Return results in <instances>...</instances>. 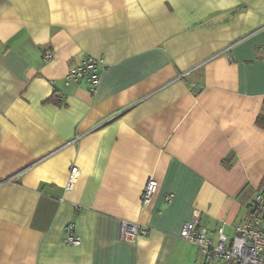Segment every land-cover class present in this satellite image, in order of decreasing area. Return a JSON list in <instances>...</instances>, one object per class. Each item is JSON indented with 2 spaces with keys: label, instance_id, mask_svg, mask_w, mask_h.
I'll use <instances>...</instances> for the list:
<instances>
[{
  "label": "crops",
  "instance_id": "1",
  "mask_svg": "<svg viewBox=\"0 0 264 264\" xmlns=\"http://www.w3.org/2000/svg\"><path fill=\"white\" fill-rule=\"evenodd\" d=\"M262 180L264 0H0V264H205L182 224L232 238Z\"/></svg>",
  "mask_w": 264,
  "mask_h": 264
},
{
  "label": "built area",
  "instance_id": "2",
  "mask_svg": "<svg viewBox=\"0 0 264 264\" xmlns=\"http://www.w3.org/2000/svg\"><path fill=\"white\" fill-rule=\"evenodd\" d=\"M53 53L46 49L43 52V62L49 61ZM104 59L100 56L88 55L80 62L71 64L64 77V84L84 83L95 90L99 83L100 74L104 69ZM78 169L72 166L65 184L69 189L73 186ZM157 189V180L148 176L141 189L140 199L142 205H147ZM170 196H166V201ZM147 228L128 220L120 223V237L126 240L134 239L139 233H145ZM213 230L199 223V213L193 211L191 217L185 221L180 230L179 237L189 243L195 244L204 259L205 264H264V191L256 193L250 203L247 216L241 224L235 227V233L228 239L223 232L222 224L217 227L215 237ZM62 241L65 244L75 245L79 236L75 232L74 222L67 223L63 228Z\"/></svg>",
  "mask_w": 264,
  "mask_h": 264
},
{
  "label": "trees",
  "instance_id": "3",
  "mask_svg": "<svg viewBox=\"0 0 264 264\" xmlns=\"http://www.w3.org/2000/svg\"><path fill=\"white\" fill-rule=\"evenodd\" d=\"M47 101H51L53 103L60 104V101L58 99H55L53 96H51ZM260 190L264 191V180L261 181Z\"/></svg>",
  "mask_w": 264,
  "mask_h": 264
}]
</instances>
